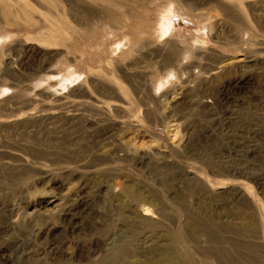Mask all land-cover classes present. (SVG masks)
<instances>
[{
  "label": "rangeland",
  "instance_id": "obj_1",
  "mask_svg": "<svg viewBox=\"0 0 264 264\" xmlns=\"http://www.w3.org/2000/svg\"><path fill=\"white\" fill-rule=\"evenodd\" d=\"M237 2L0 3V264H264V0ZM176 43L204 69L157 86Z\"/></svg>",
  "mask_w": 264,
  "mask_h": 264
},
{
  "label": "bare ground",
  "instance_id": "obj_2",
  "mask_svg": "<svg viewBox=\"0 0 264 264\" xmlns=\"http://www.w3.org/2000/svg\"><path fill=\"white\" fill-rule=\"evenodd\" d=\"M229 1H230V3L232 5L238 3L237 0H229ZM0 3L4 5L5 4V0H0ZM168 12H169V10H166L165 11V13H168ZM162 15H164V14H162ZM161 23H162V21L160 19L159 20V26L160 27L163 24V23L162 24ZM167 34L168 35H171L170 33H164V32H162V30H159L158 37L159 38H163V37L167 36ZM181 44L189 45V43H188L187 40H182L181 41ZM148 47H150V43H149ZM178 47L179 46L176 43L175 46L171 47V49L169 50V52H167L166 54H162V57L164 58V61H163L164 62V65H162V72L163 73H161L159 75V77L157 78V81H156V85L157 86H166L168 83H173L174 82L173 78L179 79L180 77L178 76V73H182L186 69H190L191 70V68H193V67L194 68L195 67H199V68L204 69L203 66H202V64L199 63V60L201 58H203V56L200 57V54L195 55V56H192V55H188L186 53L185 55H188V56H186L185 59H188V58L191 57L192 58V61L190 63H187V65H184L183 64V60L184 59L181 58L182 54H181V51H179ZM152 53H155V52L152 51ZM48 70H50L51 72H54V70H52V69H48ZM53 77H55V75L45 76V78L40 79L36 83V85L37 86L38 85H41L42 86V84L45 85L44 82H48V85H50L51 81L54 80V79H52ZM54 81H52V82H54ZM67 82H69V83H67ZM72 83L73 82L69 78H66L64 76H61V78H60V84L59 85H61V86H69ZM144 216H149V210H145L144 211Z\"/></svg>",
  "mask_w": 264,
  "mask_h": 264
}]
</instances>
